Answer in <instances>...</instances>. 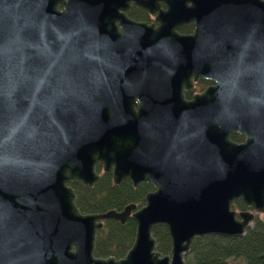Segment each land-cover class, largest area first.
I'll use <instances>...</instances> for the list:
<instances>
[{
  "label": "water",
  "instance_id": "1",
  "mask_svg": "<svg viewBox=\"0 0 264 264\" xmlns=\"http://www.w3.org/2000/svg\"><path fill=\"white\" fill-rule=\"evenodd\" d=\"M130 1L165 2L168 25L195 21L200 51L136 41L138 51L118 54L102 24ZM191 74L216 86L187 102ZM234 131L242 144L229 140ZM97 165L115 185L150 184L144 205L82 214L70 184L94 187ZM256 215L264 0H0V264H187L196 238L242 237ZM128 218L136 226L125 256L96 258L103 222ZM157 226L168 230L165 256Z\"/></svg>",
  "mask_w": 264,
  "mask_h": 264
},
{
  "label": "trees",
  "instance_id": "2",
  "mask_svg": "<svg viewBox=\"0 0 264 264\" xmlns=\"http://www.w3.org/2000/svg\"><path fill=\"white\" fill-rule=\"evenodd\" d=\"M96 171H101L97 166ZM70 186L76 194L75 204L82 214H99L110 210L122 211L128 205L140 208L144 205L147 193L153 190L150 184H142L133 188L126 181L115 185L110 174L102 173L100 180L92 188L73 182ZM234 208L244 210L241 201L234 203ZM135 223L128 218L125 224L115 220L103 222L98 232L94 256L96 258H122L131 248L135 237ZM156 239V251L162 256L170 252V238L164 226L153 228ZM187 264H264V219L255 217L254 221L242 237L227 238L206 236L196 238L188 254Z\"/></svg>",
  "mask_w": 264,
  "mask_h": 264
},
{
  "label": "flooded vegetation",
  "instance_id": "3",
  "mask_svg": "<svg viewBox=\"0 0 264 264\" xmlns=\"http://www.w3.org/2000/svg\"><path fill=\"white\" fill-rule=\"evenodd\" d=\"M150 6L153 9L148 10L146 7H138L134 1H130L129 6L126 9L119 11V15L121 16L119 19L111 24H102L103 34L110 35L111 33L109 32H113V44L118 54L127 56V52L133 50L138 51L136 48L138 43L136 41L142 43L146 48L161 44L166 50H170V52L172 49L174 50L176 48L179 52L181 50H191L194 54L200 51V37H197L196 34H194L196 28L195 21H179L168 25V23H163L161 21V19H164V14L168 11L167 4L163 1H157L155 7H153L152 4H150ZM58 9L61 10L62 6H59ZM189 37H193V40L189 42L183 40ZM124 60L131 59L130 57H127ZM194 64V68L199 70L205 68V64H202L200 59L195 61ZM209 65L211 66L212 64L209 63ZM206 66H208V64H206ZM168 67L169 66H166L165 68ZM181 80L182 77L180 74V82ZM187 84L190 86L189 88L184 85L182 86V97L184 101L187 102L192 101L194 97L203 94L207 89L216 86V83L213 80L203 77L195 78L192 74L189 75ZM211 117V114L205 116V122H207L206 118L209 120L208 128H210V130L213 124ZM204 128L207 130V125L204 126ZM229 140L232 143L239 145L245 141V136L242 133L234 131L229 135ZM98 166L101 167V165ZM247 210L248 208L246 207L244 210H238V212ZM255 217L260 216L256 215Z\"/></svg>",
  "mask_w": 264,
  "mask_h": 264
},
{
  "label": "rangeland",
  "instance_id": "4",
  "mask_svg": "<svg viewBox=\"0 0 264 264\" xmlns=\"http://www.w3.org/2000/svg\"><path fill=\"white\" fill-rule=\"evenodd\" d=\"M97 166H98V165H97ZM97 166H96V167H97ZM97 173L101 176L102 171H99V172L97 171ZM233 208H234V207H233ZM234 210H236V211L238 212V210H237L236 208H234ZM260 217H262V218L264 219V215H260Z\"/></svg>",
  "mask_w": 264,
  "mask_h": 264
}]
</instances>
